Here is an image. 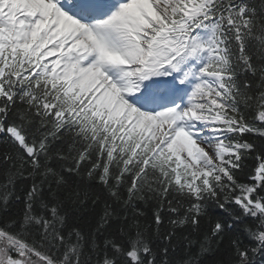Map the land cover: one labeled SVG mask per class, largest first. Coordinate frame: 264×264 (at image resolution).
I'll use <instances>...</instances> for the list:
<instances>
[{
  "label": "snow or ice",
  "instance_id": "snow-or-ice-1",
  "mask_svg": "<svg viewBox=\"0 0 264 264\" xmlns=\"http://www.w3.org/2000/svg\"><path fill=\"white\" fill-rule=\"evenodd\" d=\"M0 173V264H264V0H0Z\"/></svg>",
  "mask_w": 264,
  "mask_h": 264
},
{
  "label": "trees",
  "instance_id": "trees-1",
  "mask_svg": "<svg viewBox=\"0 0 264 264\" xmlns=\"http://www.w3.org/2000/svg\"><path fill=\"white\" fill-rule=\"evenodd\" d=\"M3 181V174L2 173H0V182H2ZM17 207V209L20 207L19 205H17L16 206ZM149 215H150V213H149ZM89 219H91V218H89Z\"/></svg>",
  "mask_w": 264,
  "mask_h": 264
}]
</instances>
